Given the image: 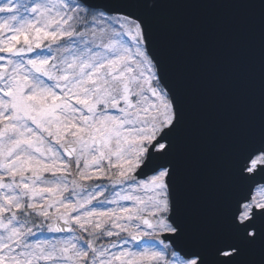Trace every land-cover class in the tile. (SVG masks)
Masks as SVG:
<instances>
[{
    "label": "snow or ice",
    "instance_id": "1",
    "mask_svg": "<svg viewBox=\"0 0 264 264\" xmlns=\"http://www.w3.org/2000/svg\"><path fill=\"white\" fill-rule=\"evenodd\" d=\"M178 2L0 0V264H264V121L212 219L185 208V101L153 11ZM229 2L264 21V0Z\"/></svg>",
    "mask_w": 264,
    "mask_h": 264
},
{
    "label": "water",
    "instance_id": "2",
    "mask_svg": "<svg viewBox=\"0 0 264 264\" xmlns=\"http://www.w3.org/2000/svg\"><path fill=\"white\" fill-rule=\"evenodd\" d=\"M153 11L185 101V208L211 220L230 150L264 121V21L229 0H181Z\"/></svg>",
    "mask_w": 264,
    "mask_h": 264
}]
</instances>
